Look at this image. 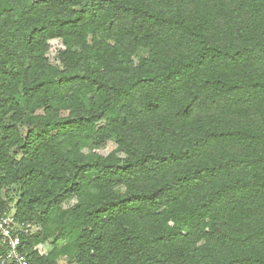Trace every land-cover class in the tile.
Returning a JSON list of instances; mask_svg holds the SVG:
<instances>
[{
    "label": "trees",
    "instance_id": "1",
    "mask_svg": "<svg viewBox=\"0 0 264 264\" xmlns=\"http://www.w3.org/2000/svg\"><path fill=\"white\" fill-rule=\"evenodd\" d=\"M8 211L29 264H264V0H0Z\"/></svg>",
    "mask_w": 264,
    "mask_h": 264
},
{
    "label": "built area",
    "instance_id": "2",
    "mask_svg": "<svg viewBox=\"0 0 264 264\" xmlns=\"http://www.w3.org/2000/svg\"><path fill=\"white\" fill-rule=\"evenodd\" d=\"M31 226L21 227L11 211L0 215V264H29L22 251L21 233H28Z\"/></svg>",
    "mask_w": 264,
    "mask_h": 264
},
{
    "label": "rangeland",
    "instance_id": "3",
    "mask_svg": "<svg viewBox=\"0 0 264 264\" xmlns=\"http://www.w3.org/2000/svg\"><path fill=\"white\" fill-rule=\"evenodd\" d=\"M53 50L49 53L48 57L50 59V62L53 64V65H58V61L56 60V49L58 48V46L60 45L58 42H53ZM114 144L113 143H109V146H108V150L107 151H111L112 149H114Z\"/></svg>",
    "mask_w": 264,
    "mask_h": 264
}]
</instances>
